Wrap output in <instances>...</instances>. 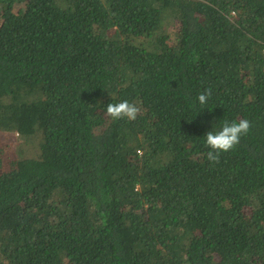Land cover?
I'll return each instance as SVG.
<instances>
[{
  "label": "trees",
  "instance_id": "1",
  "mask_svg": "<svg viewBox=\"0 0 264 264\" xmlns=\"http://www.w3.org/2000/svg\"><path fill=\"white\" fill-rule=\"evenodd\" d=\"M0 264H264V0H0Z\"/></svg>",
  "mask_w": 264,
  "mask_h": 264
},
{
  "label": "clouds",
  "instance_id": "2",
  "mask_svg": "<svg viewBox=\"0 0 264 264\" xmlns=\"http://www.w3.org/2000/svg\"><path fill=\"white\" fill-rule=\"evenodd\" d=\"M212 95L211 88L206 89L198 95L200 105L207 104ZM107 115L113 120L127 119L134 121L141 112L140 107L128 100H123L119 103H110L107 105ZM252 128V122L248 119H240L239 121L224 120L219 130L208 131L206 136V145L209 147L207 159L213 163L220 162L221 153L233 150L241 141L243 136H246Z\"/></svg>",
  "mask_w": 264,
  "mask_h": 264
},
{
  "label": "rangeland",
  "instance_id": "3",
  "mask_svg": "<svg viewBox=\"0 0 264 264\" xmlns=\"http://www.w3.org/2000/svg\"><path fill=\"white\" fill-rule=\"evenodd\" d=\"M11 159H14L13 155H8V156L4 157V165H3L4 169L3 170H7L10 167V162L9 161Z\"/></svg>",
  "mask_w": 264,
  "mask_h": 264
}]
</instances>
